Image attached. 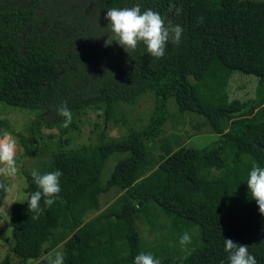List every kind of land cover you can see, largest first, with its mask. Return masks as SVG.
I'll use <instances>...</instances> for the list:
<instances>
[{"label":"trees","instance_id":"obj_1","mask_svg":"<svg viewBox=\"0 0 264 264\" xmlns=\"http://www.w3.org/2000/svg\"><path fill=\"white\" fill-rule=\"evenodd\" d=\"M170 3L182 13L170 11ZM136 4L184 29L179 45L169 42L160 59L143 44L130 55L116 42L105 46L107 10ZM235 70L258 77L253 98L231 99ZM147 91L153 110L141 130L117 141L101 134L95 144L50 150L39 173L62 172L61 199L50 208L41 200L38 219L27 201L13 203V243L0 264L13 263L14 256L18 264H48L43 253L58 245L64 264H134L140 252L161 264H229L224 239L247 245L264 264V215L247 187L252 162L264 167V0H0V102L42 111L31 127L35 140L41 125L56 126L62 135L77 129L86 109L103 110L107 124L118 105L134 104ZM169 98L178 115L203 118L213 131L207 145L161 137ZM63 103L72 112L68 127L56 111ZM5 132L12 134L11 126L0 120V136ZM19 134L27 154L43 155ZM114 153L126 155L103 183L105 160ZM31 173L25 171L28 198L38 190ZM112 187L119 194L102 208L100 197ZM7 194L0 189V207ZM161 212L175 243L145 245L136 220L144 218L157 232ZM184 232L191 243L182 247Z\"/></svg>","mask_w":264,"mask_h":264},{"label":"rangeland","instance_id":"obj_2","mask_svg":"<svg viewBox=\"0 0 264 264\" xmlns=\"http://www.w3.org/2000/svg\"><path fill=\"white\" fill-rule=\"evenodd\" d=\"M258 77L253 74L242 73L235 70L228 84L231 99H238L246 101L253 98ZM154 96L151 91L145 92L134 104H120L116 107L114 115L108 123H105V116L103 110H89L86 109L80 115V122L77 129H67L66 134L62 135L56 126L48 129L46 125L38 127L41 131H34V137H31V127L34 122H38L41 118V110L22 109L7 105L0 102V120H7L11 126L12 137L17 142V166L19 171L15 177L6 180L11 187L6 199L2 202L0 207V262L5 258L9 252V247L13 243L12 230L9 226V220L12 212V205L14 202L28 199L26 193L27 180L25 171L32 172L37 170L41 172L44 167H41V161H47L52 149L70 151L82 145L95 144L99 142L101 134L105 135L104 140L117 141L125 137L130 131L141 130L149 120V116L153 110ZM167 108L169 117L162 127L161 137L170 141H176L184 145L201 146L208 144L211 140L210 134L213 131L208 125L203 123V118L195 114L186 113L178 115L173 104L172 98L167 100ZM46 119V117H45ZM51 121V119L47 120ZM19 133H25L28 139V144L31 150L40 148L42 156H32L26 153V150L21 145L22 136ZM3 136V135H2ZM46 144H52L49 147ZM159 152L157 146L153 150V154ZM126 154L114 153L106 158L104 167L101 172V180L103 183L109 177L117 160L124 157ZM119 192L112 187V190L100 197L102 208H105L112 200L117 197ZM97 211H92L89 214L93 216ZM159 232L152 231L149 224L144 218L136 220L139 234L145 245H159L166 243L167 246H172L175 243V237L170 234L168 230V219L166 215L161 212L158 216ZM194 229H198L194 227ZM190 247V246H189ZM188 247V248H189ZM186 248L185 250H187ZM58 250L63 252L62 245L43 253L42 258H46L50 252ZM183 250V251H185ZM178 254H174L177 257ZM34 263H37L35 261ZM18 264V258L14 256L13 263Z\"/></svg>","mask_w":264,"mask_h":264},{"label":"clouds","instance_id":"obj_3","mask_svg":"<svg viewBox=\"0 0 264 264\" xmlns=\"http://www.w3.org/2000/svg\"><path fill=\"white\" fill-rule=\"evenodd\" d=\"M175 10L176 15L183 11L182 6L170 3L169 10ZM105 19L108 21L111 35L105 41V46H110L116 42L130 55L135 52L139 45L143 44L151 57L160 59L165 55L166 46L169 42L179 45L184 31L179 24H172L170 21L165 24V18L159 12L151 8L144 11L141 5L136 4L130 8H112L107 10ZM203 16L198 18L199 23H203ZM57 113L64 118L63 127H68L72 122V112L66 103L61 104ZM17 142L14 137L5 132L0 136V177L5 180L15 177L19 171L17 166ZM33 181L37 186V191L30 195V198L20 202H28V211L34 213L33 219H38L44 211L41 207V200L44 206L50 208L58 199H61L60 177L62 172L56 170L40 174L37 170L31 173ZM247 187L251 194V199L255 200L259 212L264 215V167L252 162L251 170L248 174ZM0 189L10 192L11 187L0 181ZM191 243V236L184 232L180 238L181 246ZM224 251L228 253L229 264H257L255 256L251 255L247 245L234 242L232 239H224ZM77 253L73 252V255ZM48 264H64V254L61 251L53 250L46 257ZM134 264H161L159 258L151 253L140 252L134 258Z\"/></svg>","mask_w":264,"mask_h":264},{"label":"flooded vegetation","instance_id":"obj_4","mask_svg":"<svg viewBox=\"0 0 264 264\" xmlns=\"http://www.w3.org/2000/svg\"><path fill=\"white\" fill-rule=\"evenodd\" d=\"M24 3H26V2H23V4H22L21 6H23ZM41 15H42V14L36 15L34 18L37 19V18L40 17ZM34 18H33V19H34ZM28 28H29V25H28L27 29H28ZM22 38H24V36H21V39H22Z\"/></svg>","mask_w":264,"mask_h":264}]
</instances>
